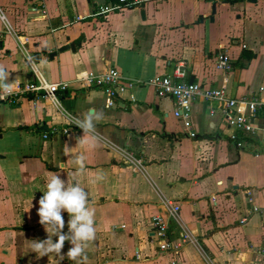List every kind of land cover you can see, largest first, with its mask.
Wrapping results in <instances>:
<instances>
[{"label":"crops","instance_id":"obj_1","mask_svg":"<svg viewBox=\"0 0 264 264\" xmlns=\"http://www.w3.org/2000/svg\"><path fill=\"white\" fill-rule=\"evenodd\" d=\"M115 1L0 0V67L12 89L38 79L69 83L56 93L59 107L31 95L0 103V264H264V113L238 148L217 103L192 105L190 139L174 101L152 88L108 106L100 89L78 81L110 67L142 80L180 68L185 82L223 87L231 98L264 96V0H137L97 14ZM222 54L228 71L217 69ZM89 109L103 113L96 139L70 124ZM78 156L84 170L75 175ZM50 173L83 187L95 210L96 238L77 261L66 256L67 241L63 257L32 249L51 238L37 215ZM164 198L180 206L178 223ZM155 215L168 221L169 242L182 244L177 255H159ZM184 233L190 241L182 243Z\"/></svg>","mask_w":264,"mask_h":264},{"label":"built area","instance_id":"obj_2","mask_svg":"<svg viewBox=\"0 0 264 264\" xmlns=\"http://www.w3.org/2000/svg\"><path fill=\"white\" fill-rule=\"evenodd\" d=\"M138 5L137 0H117L107 5L98 7L97 14L100 16L108 15L112 12L119 11L124 8H130ZM217 69L228 71L231 69L229 59L225 54L219 56ZM185 76L184 69L177 68L171 75L153 77L148 80L142 79H125L115 67L108 68L104 73H86L78 81L89 88L100 89L107 97V105L111 106L114 100L124 99L134 102V90L136 88H152L156 96L160 99L169 98L175 103L174 117L181 121L190 139L197 138L196 133L191 128V107L195 102L202 101L206 103H217L223 121L228 129L232 130L230 140L236 147H242V140L238 139L253 138L256 135L257 128L254 119L264 113V96L252 95L249 97L231 98L223 87L207 88L195 83H188L183 80ZM69 87V83H48L44 79H38L36 82H30L12 89L10 95H0V103H10L16 99L31 95L33 98L43 99L45 102L59 107L60 103L56 97L58 91H64ZM76 119L71 118L70 124L78 130ZM71 129L62 128L61 132L68 135ZM56 130L48 133H42L44 139L54 135ZM130 159L133 158L127 155ZM131 161V163H133ZM135 162V161H134ZM137 162V161H136ZM162 206L165 208L171 221L178 223L180 218V206L178 203L170 199H162ZM244 219L241 223H244ZM151 233L154 237V244L159 255L173 254L177 255L181 243L172 245L168 240L169 224L168 221L160 216L155 215L151 218ZM180 225V224H179ZM184 230V229H182ZM190 241L187 233H184L182 243ZM170 264H176L175 260H171Z\"/></svg>","mask_w":264,"mask_h":264},{"label":"clouds","instance_id":"obj_3","mask_svg":"<svg viewBox=\"0 0 264 264\" xmlns=\"http://www.w3.org/2000/svg\"><path fill=\"white\" fill-rule=\"evenodd\" d=\"M0 19H4L0 17ZM6 23V20H5ZM9 73L0 67V95L6 96L12 93L13 84L8 83ZM103 118V113L96 109L87 110L82 119L76 121L78 127L91 139H96V121ZM77 166L75 175L82 174L84 170V158L78 156L74 160ZM97 180L103 179L97 175ZM95 183V180L92 181ZM37 215L39 223L46 233H51V238L43 241H33V252L40 257L55 254L61 256L62 248L67 241L71 247L66 256L77 261L89 248L90 243L96 238L95 210L89 207L88 193L77 183L68 184L60 178V175L50 173V179L46 185V191L38 201ZM32 206V205H31ZM68 214L67 233L63 232L65 220L63 213ZM56 240L53 241L52 237Z\"/></svg>","mask_w":264,"mask_h":264},{"label":"water","instance_id":"obj_4","mask_svg":"<svg viewBox=\"0 0 264 264\" xmlns=\"http://www.w3.org/2000/svg\"><path fill=\"white\" fill-rule=\"evenodd\" d=\"M255 1L256 0H251L252 3L255 2ZM212 12L214 13V6L212 7ZM141 14H143V13H141ZM211 20H213V19H211ZM68 48H71L72 49L73 48V45H71L70 47H63V48L59 49V52L65 51ZM41 51L42 52H45V49L43 48V49H41ZM55 54H56V52L55 51H52V53L50 54V58H53L55 56ZM34 58L36 59V56H34Z\"/></svg>","mask_w":264,"mask_h":264},{"label":"trees","instance_id":"obj_5","mask_svg":"<svg viewBox=\"0 0 264 264\" xmlns=\"http://www.w3.org/2000/svg\"><path fill=\"white\" fill-rule=\"evenodd\" d=\"M136 6V5H135ZM239 141H241L242 139H238Z\"/></svg>","mask_w":264,"mask_h":264}]
</instances>
